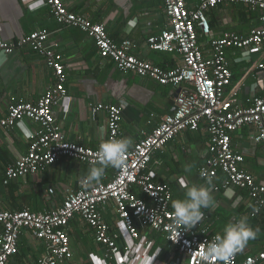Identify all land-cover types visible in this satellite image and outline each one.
I'll return each instance as SVG.
<instances>
[{"label":"built area","instance_id":"2783aa9c","mask_svg":"<svg viewBox=\"0 0 264 264\" xmlns=\"http://www.w3.org/2000/svg\"><path fill=\"white\" fill-rule=\"evenodd\" d=\"M22 2L31 10L47 6L58 23L88 34L100 56L111 60L118 70L133 71L160 84L186 83L189 87L177 93L174 110L130 147L124 157L125 165L115 168L111 179L93 186H85L83 178L80 179L77 188L69 191L62 204L52 210H0V264H7L18 252L23 234H30L43 246L37 264H67L71 259L67 226L76 215L86 222L95 242L104 248L102 258L91 255L93 264H142L148 256H155L153 264H264V245L256 254L243 259H239L238 252L224 261L205 257L206 244L219 235L206 227L181 229L177 237L178 229L173 224L170 208V184L156 181L148 170L155 151L163 150L180 132L197 130L204 122L209 136L208 155L198 167L200 180L209 184L210 178L216 191L245 190L253 204L250 216L260 213L264 207V185L242 166L245 158L232 147L231 134L251 125V139L264 143V89L252 98L250 105H241L234 90L225 94L232 80L225 50L232 47L247 54L264 49V0H199L195 8H188L185 0H162L168 22L158 35L147 38V45L154 51L179 54L180 63L171 69L137 58L131 52L129 38L114 40L104 22H95L68 10L62 0ZM231 2L257 11L258 24L247 35L224 31L212 38L211 54L206 58L199 46L198 31L209 34L208 10ZM48 37L47 31L37 30L14 41H0V54H11L22 46L39 53L55 78L54 85L36 102L12 100L6 115L0 116V129H12L22 119L39 126L30 136L26 153L5 168L4 185L43 172L62 158L91 165L98 160L99 147L69 141L56 121L53 108L61 104L66 114L70 97L65 88L62 55L48 42ZM255 68L264 70V57L256 62ZM89 109L92 113L106 112L105 140L123 137L120 106L97 103L89 104ZM216 178L220 181L214 184ZM48 192L53 193V189ZM109 201L117 216L115 228H109L101 212ZM151 232L160 235L165 243L159 244Z\"/></svg>","mask_w":264,"mask_h":264},{"label":"crops","instance_id":"0c3cea01","mask_svg":"<svg viewBox=\"0 0 264 264\" xmlns=\"http://www.w3.org/2000/svg\"><path fill=\"white\" fill-rule=\"evenodd\" d=\"M198 1L185 0V3L188 8H195ZM62 2L72 12L83 14L95 22H104L109 36L114 40L129 38L132 41L131 52L137 58L165 69L174 68L180 63L179 54L154 51L147 45V38L158 35L167 25L162 0ZM248 10L236 2L208 10L210 32L199 33L198 41L206 58L211 54L209 42L212 38L221 36L224 31L247 35L258 24V12ZM37 30L47 31L48 42L62 55L65 88L70 102L66 114L61 104L55 106L53 112L69 141L90 148H98L105 141L107 114L103 111L92 113L89 109V104L104 103L120 106L122 135L131 139L132 146L144 133L155 128L163 116L174 110L177 93L189 87L186 83L178 86L160 84L133 71H120L111 60L100 56L88 34L58 23L47 6L31 10L22 0H0V41H14ZM244 54L232 47L225 50L226 61L232 71L231 84L226 87L225 94L234 90L241 105H250L252 98L262 94L264 89V70L255 68L256 62L264 57V49L247 53L246 56ZM54 83V75L45 59L30 47L22 46L11 54H0V116L6 115L12 100L36 102ZM38 127L35 122L22 119L12 129H0V210H52L62 204L69 191L77 188L79 180L86 176L92 166L62 158L43 172L4 185L1 177L6 166L26 153L30 136ZM101 128L103 133L100 132ZM252 131L251 125L242 126L231 134V144L243 154L245 160L242 166L264 185V143H255L250 136ZM208 139L204 122L197 130L180 132L163 150L152 154L148 170L154 174L156 181L170 184L171 206L176 199H183L187 188L192 185L210 187L214 205L204 210V218L196 225L198 227H206L210 232L222 235L226 224L247 215L250 225L259 227L260 231L238 252L239 259H243L256 254L264 245V207L252 217L253 204L245 190H235L234 193L231 190L216 191L212 184L200 180L198 167L208 155ZM186 166H191V171H185ZM112 174L105 170L100 182L111 179ZM219 181L220 178H216L213 183ZM49 189H53V193L50 194ZM101 212L109 228H115L117 216L111 201L103 206ZM67 233L71 249V259L67 264H93L91 255L95 259L103 257L104 248L95 242L90 227L79 215L70 220ZM157 239L159 244L165 243L161 236ZM19 242L25 246V251L36 253L37 257L43 250L41 242L30 234H23ZM29 257L30 254L20 259L12 256L7 264H33Z\"/></svg>","mask_w":264,"mask_h":264},{"label":"clouds","instance_id":"9594fccd","mask_svg":"<svg viewBox=\"0 0 264 264\" xmlns=\"http://www.w3.org/2000/svg\"><path fill=\"white\" fill-rule=\"evenodd\" d=\"M247 55L246 53L244 54ZM103 133V128L100 129ZM132 141L130 138H112L103 141L99 145L98 160L94 161L83 178L85 186L98 184L105 175L108 166L119 169L125 165V154L128 153ZM185 171H191V166H186ZM204 175V173H201ZM211 180L209 178V184ZM214 205V197L208 186L192 185L187 188L183 199H176L172 203L173 224L180 230L189 231L193 229L204 218V210ZM258 211L259 209H255ZM259 227L253 228L249 223L247 215H241L234 222L226 224L222 235H216L214 240L206 244L204 255L207 258H215L224 261L241 251L249 240L255 239L259 233ZM155 256H148L143 259L142 264H153Z\"/></svg>","mask_w":264,"mask_h":264},{"label":"trees","instance_id":"16d2710c","mask_svg":"<svg viewBox=\"0 0 264 264\" xmlns=\"http://www.w3.org/2000/svg\"><path fill=\"white\" fill-rule=\"evenodd\" d=\"M248 12H251L250 10H248ZM198 31V30H197ZM199 31H198V41H199ZM7 167V166H6ZM114 169L115 168H113V167H111V166H108L105 170H106V172L108 173V174H112L113 172H114ZM113 175V174H112ZM2 178H3V176L1 177V182H2ZM170 208L173 210V208H172V206H171V204H170ZM21 210V209H20ZM212 233V232H211ZM151 235L152 236H157V237H159L160 238V235H157L156 233H154V232H151ZM23 245V244H22ZM21 245V243L19 242V246H18V252L14 255V257L15 258H17V259H20V258H24V257H26L27 256V254H30V257L28 258V259H30V260H33V264H37L36 262H37V254L35 253H28L27 251H25V246H22ZM241 258V257H240Z\"/></svg>","mask_w":264,"mask_h":264},{"label":"rangeland","instance_id":"374dc122","mask_svg":"<svg viewBox=\"0 0 264 264\" xmlns=\"http://www.w3.org/2000/svg\"><path fill=\"white\" fill-rule=\"evenodd\" d=\"M75 241V240H74ZM78 245V244H77ZM78 246H80V244L78 245ZM78 250V249H77Z\"/></svg>","mask_w":264,"mask_h":264}]
</instances>
